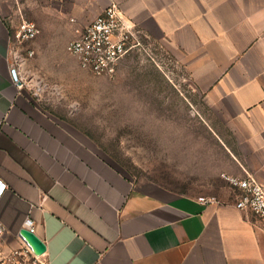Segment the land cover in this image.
<instances>
[{"label":"crops","instance_id":"0c3cea01","mask_svg":"<svg viewBox=\"0 0 264 264\" xmlns=\"http://www.w3.org/2000/svg\"><path fill=\"white\" fill-rule=\"evenodd\" d=\"M110 4L187 72L216 122L217 132L204 121L219 140L218 175L264 186V0H0L5 249L30 218L43 264H264V227L236 208L231 186L186 195L140 184L17 86L11 37L20 23L37 25L38 52L55 35L67 51Z\"/></svg>","mask_w":264,"mask_h":264},{"label":"rangeland","instance_id":"374dc122","mask_svg":"<svg viewBox=\"0 0 264 264\" xmlns=\"http://www.w3.org/2000/svg\"><path fill=\"white\" fill-rule=\"evenodd\" d=\"M38 40L25 45L35 52L22 68L25 88L115 167L140 184L180 194L234 193L217 173L219 140L204 122L216 131L214 117L173 57L169 63L161 54H131L115 76H95L79 67L61 35L46 38V52L37 51Z\"/></svg>","mask_w":264,"mask_h":264},{"label":"built area","instance_id":"2783aa9c","mask_svg":"<svg viewBox=\"0 0 264 264\" xmlns=\"http://www.w3.org/2000/svg\"><path fill=\"white\" fill-rule=\"evenodd\" d=\"M40 33L33 22L23 21L12 34L14 44L11 69L16 73V84L25 87L22 65L26 58L34 55V50H25V45L34 41ZM67 51L78 61L79 67L95 76L113 77L121 60L131 54H156L172 63V55L147 33L127 21L116 4H110L104 12L85 27L79 37L67 45ZM176 62V61H175ZM177 64V63H176ZM238 193L236 208L251 212L264 227V186L253 176L244 178L222 175ZM8 190L0 179V201ZM24 227L35 234V226L30 218ZM6 227L0 218V264H40L41 256L35 255L30 246L19 235L18 246L9 250L4 247Z\"/></svg>","mask_w":264,"mask_h":264},{"label":"water","instance_id":"95a60500","mask_svg":"<svg viewBox=\"0 0 264 264\" xmlns=\"http://www.w3.org/2000/svg\"><path fill=\"white\" fill-rule=\"evenodd\" d=\"M13 75L16 78L15 72H13ZM20 237L24 239V241L30 246L35 255L42 256L45 254L46 245L36 234L30 233L28 230L23 229L20 232Z\"/></svg>","mask_w":264,"mask_h":264}]
</instances>
